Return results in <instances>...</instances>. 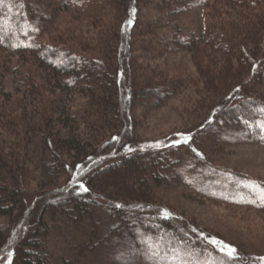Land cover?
<instances>
[{
	"label": "trees",
	"instance_id": "16d2710c",
	"mask_svg": "<svg viewBox=\"0 0 264 264\" xmlns=\"http://www.w3.org/2000/svg\"><path fill=\"white\" fill-rule=\"evenodd\" d=\"M155 1L0 0V217H9L21 238L13 264H50L46 214L82 222L102 206V195L156 202L152 182H169L177 147L207 161L204 149L222 125L251 126L247 137L264 139V0H198L211 24L177 44L193 56L206 108L168 144L134 137L139 114L150 111L141 108L163 106L182 82L152 79L133 63L138 6ZM157 1L159 12L172 14L190 0ZM70 11V25L61 28ZM11 76L24 87L19 96L7 91ZM79 100L85 104L75 109ZM33 184L56 189L27 203ZM164 208L116 209L113 232L134 241L140 254L147 250L143 264H264ZM29 226L34 233L26 236ZM8 230L0 226V255ZM224 245L236 253L227 255Z\"/></svg>",
	"mask_w": 264,
	"mask_h": 264
},
{
	"label": "rangeland",
	"instance_id": "374dc122",
	"mask_svg": "<svg viewBox=\"0 0 264 264\" xmlns=\"http://www.w3.org/2000/svg\"><path fill=\"white\" fill-rule=\"evenodd\" d=\"M157 3L156 0L152 5L142 3L138 6V24L142 25L132 34L136 44L133 63L136 71L152 79L163 77L167 81L182 82L178 85V93L163 106L141 108V111H150L146 115L139 114L134 137L142 143L163 141L165 145L190 131L200 112L206 108L202 104L204 87L197 75L193 56L179 47L177 39L186 40L207 26L211 18L207 15L208 8L204 10L197 5L198 0L188 1L182 12L172 14L159 12ZM73 13L62 15L61 28L69 24ZM6 88L13 96L24 91L15 76L7 79ZM65 100L67 102V98ZM84 104L79 100L75 109ZM251 128L246 125L235 129L222 125L218 129L220 136L211 139L208 148L204 149L207 161L192 154L187 146L175 148L171 158L177 164L172 174H168L169 182L163 185L152 182L156 202L111 201L101 194L102 206L94 210L92 218L85 217L82 222L60 213L55 218L46 214L50 235L45 249L50 264H143L141 254L146 256L147 250L140 254L134 241L120 238L113 232L119 222L116 214L119 205L141 211L146 209L145 212L152 214L169 206L188 226L236 244L245 257L263 260L264 139L247 137ZM173 173L178 176L172 178ZM54 189L55 185L37 188L33 184L28 191L32 197H26L27 203ZM0 226L9 229L0 264H13L21 238L12 234L15 228L9 217H0ZM27 228L25 235H32L35 227Z\"/></svg>",
	"mask_w": 264,
	"mask_h": 264
},
{
	"label": "snow or ice",
	"instance_id": "6c2138e0",
	"mask_svg": "<svg viewBox=\"0 0 264 264\" xmlns=\"http://www.w3.org/2000/svg\"><path fill=\"white\" fill-rule=\"evenodd\" d=\"M132 12H133V15H134L135 14V9H132ZM129 23H131V21H129ZM187 139H190V138H186L185 142H187ZM80 187H81V189L83 191H85V192L88 191V188L85 187L83 184H80ZM212 243L219 244V243H222V242L213 240ZM220 250L221 251H226L227 255H229V256H233L236 253V249L232 248L229 245H224Z\"/></svg>",
	"mask_w": 264,
	"mask_h": 264
}]
</instances>
